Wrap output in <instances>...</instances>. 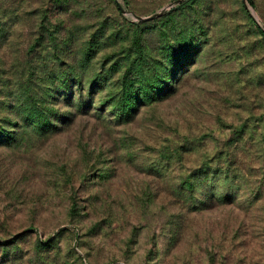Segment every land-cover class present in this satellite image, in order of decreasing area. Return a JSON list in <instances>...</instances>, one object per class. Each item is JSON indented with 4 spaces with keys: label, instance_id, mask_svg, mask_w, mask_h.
I'll list each match as a JSON object with an SVG mask.
<instances>
[{
    "label": "rangeland",
    "instance_id": "obj_1",
    "mask_svg": "<svg viewBox=\"0 0 264 264\" xmlns=\"http://www.w3.org/2000/svg\"><path fill=\"white\" fill-rule=\"evenodd\" d=\"M174 1L0 0V264H264V0Z\"/></svg>",
    "mask_w": 264,
    "mask_h": 264
},
{
    "label": "water",
    "instance_id": "obj_2",
    "mask_svg": "<svg viewBox=\"0 0 264 264\" xmlns=\"http://www.w3.org/2000/svg\"><path fill=\"white\" fill-rule=\"evenodd\" d=\"M179 1H180V0H175L174 2L170 3L168 6H171V5H173L174 3H177V2H179ZM241 1H242L243 5L246 7L245 0H241ZM119 9L121 10V8H119ZM161 13H162L161 11H158V12H155V13L150 14L149 16H146V17H143V18H139V17H138V19H139V20H143V21H145V20H151V19H154L155 17H158Z\"/></svg>",
    "mask_w": 264,
    "mask_h": 264
},
{
    "label": "trees",
    "instance_id": "obj_3",
    "mask_svg": "<svg viewBox=\"0 0 264 264\" xmlns=\"http://www.w3.org/2000/svg\"><path fill=\"white\" fill-rule=\"evenodd\" d=\"M247 1V3L251 6V7H253V3H252V1L251 0H246ZM184 4H186V3H181L180 5H184ZM255 27H256V31L260 34V35H262V36H264V31L257 25V24H255Z\"/></svg>",
    "mask_w": 264,
    "mask_h": 264
}]
</instances>
